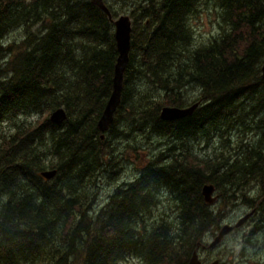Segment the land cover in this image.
<instances>
[{"label": "trees", "instance_id": "trees-1", "mask_svg": "<svg viewBox=\"0 0 264 264\" xmlns=\"http://www.w3.org/2000/svg\"><path fill=\"white\" fill-rule=\"evenodd\" d=\"M104 1L113 17L131 8L132 31L121 102L101 139L117 58L107 15L90 0H0V124L14 122L0 142V264H188L224 218L203 185L226 208L230 190L264 177V121L256 142L242 141L248 115L264 111V0ZM203 5L218 11L219 33L196 45L191 18ZM15 30L21 41L3 45ZM196 101L189 116L159 117L162 106ZM59 107L67 118L54 123L46 116ZM117 124L166 139L167 154L95 209L98 182L116 164L108 136L120 135ZM173 137L185 140L178 156ZM196 138L220 152L198 157L188 146ZM49 169L55 176L41 177ZM161 202L173 212L156 218Z\"/></svg>", "mask_w": 264, "mask_h": 264}, {"label": "rangeland", "instance_id": "rangeland-1", "mask_svg": "<svg viewBox=\"0 0 264 264\" xmlns=\"http://www.w3.org/2000/svg\"><path fill=\"white\" fill-rule=\"evenodd\" d=\"M135 1L138 2L139 0ZM114 6H119V4L116 2ZM118 11V16L121 14L129 15V13H131V8L129 6H125ZM130 20L132 21L131 18ZM218 21V11L215 8L209 5H203L199 8V12L191 18V24L194 30V43L196 45L205 44L211 39V37L218 35ZM22 34L23 32L21 30H15L8 33L6 38L3 40V45H12L14 42L17 44L21 41L20 39L23 38ZM5 59L6 58L1 59L0 62ZM246 111L247 107L245 111H242V114L245 115ZM49 115L46 117H49ZM263 115L264 111L248 115L247 118H249V120L245 123H248L249 127L246 128V133L242 135L243 144L247 143V146H250L258 140L259 133L261 134V131L257 128V126L264 121ZM35 118L36 117L24 118L20 116L17 120V124L23 123L22 121L29 122L26 120L33 121ZM13 125L14 122L11 121L0 124V142L4 136L8 137L14 132ZM116 128L117 129L115 131L118 132L119 130L120 135L116 138H114L111 134L108 136V144L111 145V148L115 147L111 156V162L116 164L111 168H105V172L100 178L101 180L98 182L96 203L94 205L95 209H100L105 206L115 189L122 184L133 181L140 173V170L148 163H152L154 160L156 162V157H158L161 153H166L165 149H167L168 146L166 139L162 137L151 135V138L146 139L145 135H141L140 132L129 133L131 131L130 128L126 127V124H117ZM262 135L264 137V129H262ZM236 137L237 135H234L233 139H236ZM183 141H185L184 138H180L178 141L175 137L171 139L172 144L177 147V149L172 152L173 156H178L180 154L181 147L178 146L177 143ZM188 146L190 151L197 154L200 158H207L209 156L214 157L215 154L217 155L220 152L215 148L217 147V142L214 139H212L209 143H206L202 138L192 139L189 141ZM224 153L228 154V152ZM169 159L170 158L164 159V162H167ZM230 191L231 193L229 195H235V198L226 208L222 204L219 205L217 190L212 195L214 199L213 202L209 203L211 208L216 209L219 207L220 211H222L224 215V219L221 221L220 227L225 223H236L237 218L240 219V216L252 208L247 203H244L243 200L245 202L248 200L255 202V213L257 215L249 220L243 227L228 234L221 244L217 245L213 249H199V257L203 264L207 258L211 256L220 258L222 264H264V177L258 180L252 177H247L246 185L240 187L236 186ZM172 212V207L167 202H161L153 209V214L156 218L165 214L169 215ZM173 218L174 216H172L171 220ZM256 226L257 229L255 230ZM217 230H215L214 233L206 234L202 242L205 245H208V243L214 238L215 234H217ZM119 264L141 263L138 259L130 258L120 262Z\"/></svg>", "mask_w": 264, "mask_h": 264}, {"label": "water", "instance_id": "water-1", "mask_svg": "<svg viewBox=\"0 0 264 264\" xmlns=\"http://www.w3.org/2000/svg\"><path fill=\"white\" fill-rule=\"evenodd\" d=\"M93 5L102 10L108 17L109 21L114 27V39L117 50V58L114 64L113 77H112V91L106 101L104 109L97 121V128L101 132L100 138L104 139V133L109 129L113 123L114 114L121 102V93L123 88V77L126 66L129 61V49L131 42V20L126 14H121L117 17H113L112 13L104 0H90ZM261 76L264 77V52L261 66ZM200 101H196L193 104L186 107H178L165 105L160 108L159 117L162 120H177L182 117L189 116L193 113L195 108L199 105ZM67 118L66 111L63 107H59L52 111L49 115V120L54 123H61ZM56 170L49 169L40 173L41 177L45 179H51L55 176ZM204 199L206 203L213 202L214 186L212 184H205L202 187ZM251 212L244 217L240 218L234 225L224 224L220 227L217 235L209 243L208 247L212 248L218 245L224 236L228 234L233 228L243 224ZM188 264H202L197 251H193L188 260ZM208 264H218V259L211 261Z\"/></svg>", "mask_w": 264, "mask_h": 264}, {"label": "flooded vegetation", "instance_id": "flooded-vegetation-1", "mask_svg": "<svg viewBox=\"0 0 264 264\" xmlns=\"http://www.w3.org/2000/svg\"><path fill=\"white\" fill-rule=\"evenodd\" d=\"M216 192V189L214 188V193ZM251 212V215H249L248 216V218H247V220L242 224V225H240V226H238V227H235L232 231H230L228 234H230V233H232V232H235L237 229H239V228H241V227H243L249 220H251L255 215H257L255 212H256V210H255V208H251L248 212H246V213H244L242 216H240L239 218H242V217H244L245 215H247V214H249ZM224 219V218H223ZM239 219L237 218L236 219V221H238ZM235 224V223H234ZM234 224H232V225H234ZM257 229V226L255 227V230ZM227 234V235H228ZM226 235V236H227ZM226 236H224V238L226 237ZM224 238L222 239V241L224 240ZM212 241V240H211ZM210 241V242H211ZM221 241V242H222ZM209 242V243H210ZM209 243H208V245H209ZM220 244V243H219ZM218 244V245H219ZM208 245L206 246V245H201V247H200V249L201 250H210V249H213L214 247H216V246H214V247H212V248H210V247H208ZM215 259H218V264H222V261L220 260V258H217V257H208L207 258V260L205 261V263L204 264H208V263H210L211 261H213V260H215ZM203 264V263H202Z\"/></svg>", "mask_w": 264, "mask_h": 264}, {"label": "bare ground", "instance_id": "bare-ground-1", "mask_svg": "<svg viewBox=\"0 0 264 264\" xmlns=\"http://www.w3.org/2000/svg\"><path fill=\"white\" fill-rule=\"evenodd\" d=\"M116 1V0H115ZM129 16V15H128ZM130 17V16H129ZM131 31H132V21H131ZM130 46H131V42H130ZM129 52H130V49H129ZM262 72V71H261ZM264 78V77H263ZM204 195V194H203ZM225 224H228V223H225ZM232 225V224H231ZM242 225V224H241ZM238 227V226H237ZM220 229V228H219ZM234 229V228H233ZM219 231V230H218ZM218 233V232H217ZM217 234H215V236H216ZM227 235V234H226ZM225 235V236H226ZM214 236V237H215ZM213 240V239H212Z\"/></svg>", "mask_w": 264, "mask_h": 264}]
</instances>
